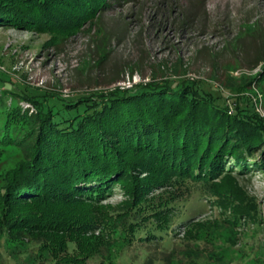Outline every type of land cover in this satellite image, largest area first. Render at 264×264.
<instances>
[{
  "label": "trees",
  "instance_id": "1",
  "mask_svg": "<svg viewBox=\"0 0 264 264\" xmlns=\"http://www.w3.org/2000/svg\"><path fill=\"white\" fill-rule=\"evenodd\" d=\"M139 1L0 0V26L60 29ZM254 28L246 25L247 31ZM6 87L36 113L20 118L15 110L4 128L0 124L1 144L20 149L0 199V252L8 247L3 237L25 242L42 264H116L114 251L121 263L126 249L157 239L155 231L168 233L175 224L172 205L184 193L171 189L201 185L216 199L225 189L238 199L242 189L223 186L229 165L250 168L256 146L264 145V118L239 106L230 113L197 81H151L76 99ZM21 120L27 128L14 122ZM117 184L126 199L104 204ZM162 188L169 193H156ZM246 207L249 216L256 211ZM119 240L123 244L116 247ZM160 261L147 256L143 264Z\"/></svg>",
  "mask_w": 264,
  "mask_h": 264
},
{
  "label": "rangeland",
  "instance_id": "2",
  "mask_svg": "<svg viewBox=\"0 0 264 264\" xmlns=\"http://www.w3.org/2000/svg\"><path fill=\"white\" fill-rule=\"evenodd\" d=\"M246 25L255 28L247 31ZM261 58L264 0H141L121 2L60 29L0 26V124L4 128L15 110L21 111L20 118L36 113L32 103L6 93L8 85L35 95L76 99L163 80L197 81L230 113L239 106L262 119L264 67L257 66ZM14 122L25 125L24 120ZM1 143L0 199L8 172L20 157L18 147ZM256 147L249 158L253 165L245 169L232 162L223 181L224 189H242L238 199L226 189L223 198L216 199L201 185L171 189L177 196L184 193L172 205L175 224L168 233L155 231L157 239L126 249L119 264H129L130 259L143 264L147 256L159 258L160 264H264V145ZM116 186L104 204L116 206L126 199ZM162 191L156 193L170 189ZM247 203L256 209L251 216ZM3 239L8 247L0 252V264H42L25 242ZM122 244L119 240L116 247ZM118 255L111 253L116 264Z\"/></svg>",
  "mask_w": 264,
  "mask_h": 264
}]
</instances>
